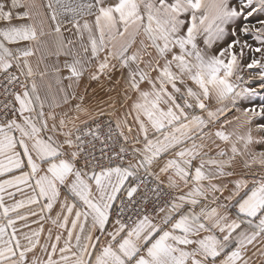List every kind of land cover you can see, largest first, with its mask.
I'll use <instances>...</instances> for the list:
<instances>
[{
    "label": "snow or ice",
    "instance_id": "snow-or-ice-1",
    "mask_svg": "<svg viewBox=\"0 0 264 264\" xmlns=\"http://www.w3.org/2000/svg\"><path fill=\"white\" fill-rule=\"evenodd\" d=\"M258 96L264 0H0V264H264Z\"/></svg>",
    "mask_w": 264,
    "mask_h": 264
},
{
    "label": "rangeland",
    "instance_id": "rangeland-1",
    "mask_svg": "<svg viewBox=\"0 0 264 264\" xmlns=\"http://www.w3.org/2000/svg\"><path fill=\"white\" fill-rule=\"evenodd\" d=\"M255 87V85H253ZM262 101H264V96H258L255 100V103H261Z\"/></svg>",
    "mask_w": 264,
    "mask_h": 264
}]
</instances>
